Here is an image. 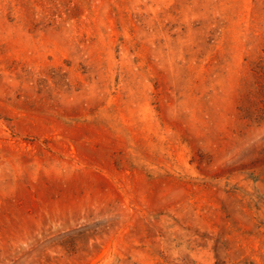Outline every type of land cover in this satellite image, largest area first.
<instances>
[{
  "label": "rangeland",
  "instance_id": "374dc122",
  "mask_svg": "<svg viewBox=\"0 0 264 264\" xmlns=\"http://www.w3.org/2000/svg\"><path fill=\"white\" fill-rule=\"evenodd\" d=\"M0 264H264V0H0Z\"/></svg>",
  "mask_w": 264,
  "mask_h": 264
}]
</instances>
